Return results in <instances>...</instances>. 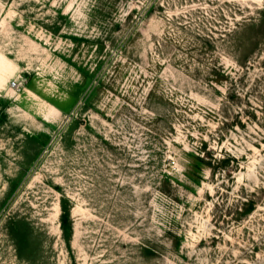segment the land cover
Segmentation results:
<instances>
[{"label": "rangeland", "instance_id": "374dc122", "mask_svg": "<svg viewBox=\"0 0 264 264\" xmlns=\"http://www.w3.org/2000/svg\"><path fill=\"white\" fill-rule=\"evenodd\" d=\"M0 264H264V0H0Z\"/></svg>", "mask_w": 264, "mask_h": 264}, {"label": "built area", "instance_id": "2783aa9c", "mask_svg": "<svg viewBox=\"0 0 264 264\" xmlns=\"http://www.w3.org/2000/svg\"><path fill=\"white\" fill-rule=\"evenodd\" d=\"M12 86L17 87V82H14Z\"/></svg>", "mask_w": 264, "mask_h": 264}, {"label": "trees", "instance_id": "16d2710c", "mask_svg": "<svg viewBox=\"0 0 264 264\" xmlns=\"http://www.w3.org/2000/svg\"><path fill=\"white\" fill-rule=\"evenodd\" d=\"M64 218V217H63ZM65 219L63 220V223H64Z\"/></svg>", "mask_w": 264, "mask_h": 264}]
</instances>
